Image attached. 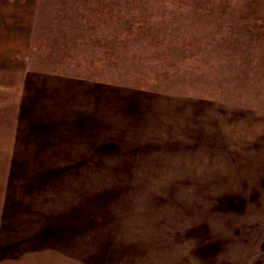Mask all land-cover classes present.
<instances>
[{"label": "rangeland", "instance_id": "1", "mask_svg": "<svg viewBox=\"0 0 264 264\" xmlns=\"http://www.w3.org/2000/svg\"><path fill=\"white\" fill-rule=\"evenodd\" d=\"M0 66V264H264V0H0Z\"/></svg>", "mask_w": 264, "mask_h": 264}, {"label": "crops", "instance_id": "2", "mask_svg": "<svg viewBox=\"0 0 264 264\" xmlns=\"http://www.w3.org/2000/svg\"><path fill=\"white\" fill-rule=\"evenodd\" d=\"M24 79L22 68L0 66V215L16 143Z\"/></svg>", "mask_w": 264, "mask_h": 264}]
</instances>
